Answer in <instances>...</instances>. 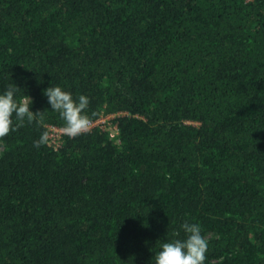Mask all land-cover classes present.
I'll return each instance as SVG.
<instances>
[{
    "label": "trees",
    "instance_id": "1",
    "mask_svg": "<svg viewBox=\"0 0 264 264\" xmlns=\"http://www.w3.org/2000/svg\"><path fill=\"white\" fill-rule=\"evenodd\" d=\"M12 82L49 111L0 137V264H150L185 220L264 264V0H0ZM51 84L111 119L37 149Z\"/></svg>",
    "mask_w": 264,
    "mask_h": 264
},
{
    "label": "clouds",
    "instance_id": "2",
    "mask_svg": "<svg viewBox=\"0 0 264 264\" xmlns=\"http://www.w3.org/2000/svg\"><path fill=\"white\" fill-rule=\"evenodd\" d=\"M21 88L14 82L0 91V137L8 135L22 126L25 121L42 125L45 114L49 111L33 112V99L30 95H20ZM51 111L58 113L63 121L62 131L69 138L87 133L93 123L88 113L90 97L80 93L73 95L60 85H50L43 90ZM93 115H95L93 113ZM50 133L44 130L38 139L33 141L37 149L49 143ZM184 236L158 240V248L154 252L150 264H205L208 240L203 234L202 226L198 222L185 220L180 224ZM147 243V242H146ZM156 244V246H157Z\"/></svg>",
    "mask_w": 264,
    "mask_h": 264
},
{
    "label": "built area",
    "instance_id": "3",
    "mask_svg": "<svg viewBox=\"0 0 264 264\" xmlns=\"http://www.w3.org/2000/svg\"><path fill=\"white\" fill-rule=\"evenodd\" d=\"M111 117L112 116H108V117H102L101 119H99L97 122H95V123H92V125L91 126H93V125H96V124H104L106 121H107V119H111ZM49 133H50V139L52 140V139H54L55 141H56V139H58V137H59V135L61 134V133H63V131H62V129H60V128H57V127H50L49 128Z\"/></svg>",
    "mask_w": 264,
    "mask_h": 264
},
{
    "label": "rangeland",
    "instance_id": "4",
    "mask_svg": "<svg viewBox=\"0 0 264 264\" xmlns=\"http://www.w3.org/2000/svg\"><path fill=\"white\" fill-rule=\"evenodd\" d=\"M109 120H110V118L107 119V121H109ZM51 142L53 143V142H57V141H55L54 139H52ZM4 149H5V145H4L3 142L0 141V154L4 151ZM211 236H212V234H208L207 237H211Z\"/></svg>",
    "mask_w": 264,
    "mask_h": 264
}]
</instances>
